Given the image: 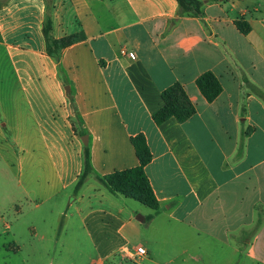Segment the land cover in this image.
<instances>
[{
	"label": "crops",
	"instance_id": "1",
	"mask_svg": "<svg viewBox=\"0 0 264 264\" xmlns=\"http://www.w3.org/2000/svg\"><path fill=\"white\" fill-rule=\"evenodd\" d=\"M200 1L195 16L182 14L176 0H59L51 36L84 38L57 59L46 54L43 0L0 8V53L17 85L0 99V154L21 187L11 200L12 222L0 219L8 250L22 247L15 224L28 206L29 238H91V262L145 247L141 238L149 237L139 224L151 216V238L174 229L224 246L252 227L247 255L264 263V0ZM240 19L250 26L246 35L234 25ZM205 72L222 87L211 103L195 85ZM175 83L195 114L156 125L161 92ZM83 133L92 173L71 199L83 169ZM139 134L152 154L144 170L160 203L143 217L95 179L139 165L131 143ZM238 246L235 257L243 259ZM145 248L149 257L138 264H156Z\"/></svg>",
	"mask_w": 264,
	"mask_h": 264
},
{
	"label": "rangeland",
	"instance_id": "2",
	"mask_svg": "<svg viewBox=\"0 0 264 264\" xmlns=\"http://www.w3.org/2000/svg\"><path fill=\"white\" fill-rule=\"evenodd\" d=\"M9 0H0V8ZM45 2V18L51 17L52 10L59 4V0H43ZM1 54V53H0ZM17 92V85L13 78L10 66L5 56L0 55V99H4L7 94ZM75 116L71 117V121L75 122ZM1 153V151H0ZM2 162L0 154V219L3 218L5 223H10L13 220L14 207L11 205V200L21 195V187ZM78 193V192H77ZM73 191L71 199L77 196ZM131 209L141 217L151 214L153 210L128 199ZM19 204V203H18ZM22 208V213L17 214L15 228L20 234L22 247L20 251L7 249L9 244H12L11 238L6 232L5 225L0 224V264H138L149 255L136 257L133 249L126 248L123 258L118 259H100L96 262H91L93 257V249L91 238H50L49 240L41 241L39 238H29L28 232L25 230L30 219L27 209ZM70 212L67 210L62 220V226ZM142 236L149 238H141L146 242L145 247L149 249L150 258L154 263L167 264L168 261L174 259L176 264H254L252 259L247 255V250H250L253 234L252 227H245L243 230V238H232L231 246H224L222 243L215 241L213 238L206 236L197 237L190 233L178 234L172 229L163 238H151L153 232L149 222L139 224ZM194 236V237H193ZM22 238L24 240L22 241ZM106 239V238H105ZM13 245V244H12ZM35 247H32L34 246ZM245 249L244 258L235 257V249L240 247ZM43 246L45 249H42ZM237 246V247H236ZM258 246V245H257ZM12 247V246H10ZM9 247V248H10ZM77 247V248H76ZM144 247V246H143ZM144 247V248H145ZM261 247V245H260ZM82 248L84 252H80ZM241 248V247H240ZM146 249V248H145ZM46 250V251H45ZM147 252V251H146ZM249 254V253H248ZM143 264H151L149 261H144ZM259 264V262H257ZM264 264V263H260Z\"/></svg>",
	"mask_w": 264,
	"mask_h": 264
},
{
	"label": "trees",
	"instance_id": "3",
	"mask_svg": "<svg viewBox=\"0 0 264 264\" xmlns=\"http://www.w3.org/2000/svg\"><path fill=\"white\" fill-rule=\"evenodd\" d=\"M176 2L182 14L195 16L201 14V6L203 3L200 0H176ZM234 25L243 35H246L250 31L249 24L243 19L235 21ZM52 26L51 17L45 18L43 37L45 40L46 54L51 58L57 59L62 50L84 38L83 33H78L72 36L54 39L51 36ZM195 85L208 103L213 102L222 91L218 78L212 72H205L197 77ZM161 98L163 106L152 116V120L156 125L163 123L169 118H174L178 123L182 124L195 114L194 105L189 100L182 86L178 83L163 90L161 92ZM80 135L83 136L85 133ZM131 143L139 165L122 171H114L102 177L96 176L95 179L110 193L119 194L157 212L160 208V203L152 190L144 170L145 166L151 162V151L143 134L133 137ZM91 173L90 151L89 147L85 146L83 148V169L74 185L75 193L80 190ZM150 219L151 216H148L146 221ZM60 226H62V220Z\"/></svg>",
	"mask_w": 264,
	"mask_h": 264
},
{
	"label": "built area",
	"instance_id": "4",
	"mask_svg": "<svg viewBox=\"0 0 264 264\" xmlns=\"http://www.w3.org/2000/svg\"><path fill=\"white\" fill-rule=\"evenodd\" d=\"M122 53L127 56L129 63H133L135 61V55L133 52L122 51ZM133 251H134V255L136 257H143V256L147 255L145 248L139 244L134 245Z\"/></svg>",
	"mask_w": 264,
	"mask_h": 264
},
{
	"label": "water",
	"instance_id": "5",
	"mask_svg": "<svg viewBox=\"0 0 264 264\" xmlns=\"http://www.w3.org/2000/svg\"><path fill=\"white\" fill-rule=\"evenodd\" d=\"M84 146H87V135L81 137Z\"/></svg>",
	"mask_w": 264,
	"mask_h": 264
}]
</instances>
